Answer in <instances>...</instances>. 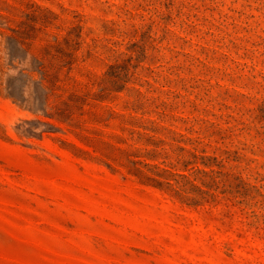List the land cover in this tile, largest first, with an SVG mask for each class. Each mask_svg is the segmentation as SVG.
Listing matches in <instances>:
<instances>
[{"label":"rangeland","instance_id":"1","mask_svg":"<svg viewBox=\"0 0 264 264\" xmlns=\"http://www.w3.org/2000/svg\"><path fill=\"white\" fill-rule=\"evenodd\" d=\"M0 264H264V0H0Z\"/></svg>","mask_w":264,"mask_h":264}]
</instances>
